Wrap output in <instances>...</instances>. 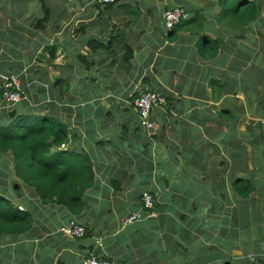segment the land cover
I'll return each mask as SVG.
<instances>
[{
  "label": "crops",
  "instance_id": "crops-1",
  "mask_svg": "<svg viewBox=\"0 0 264 264\" xmlns=\"http://www.w3.org/2000/svg\"><path fill=\"white\" fill-rule=\"evenodd\" d=\"M17 1L11 14L0 16V82L18 76L26 100L0 104V120L4 111L28 109L64 123L70 142L52 151L88 157L93 183L76 214L53 201L42 204L21 184L14 199L7 198L26 207L33 219L29 233L37 239L25 247L4 244L0 236V264H82L89 253L113 264L245 258L264 264V223L242 216L245 194L233 190V182L245 178L244 166L248 176L259 170L247 165L245 133L238 130L239 118L259 117L258 63L239 56L247 45L227 34L217 55L206 58L204 39L221 37V28L211 30L208 20L200 36L189 22L198 11L215 18L219 8L209 11L211 0ZM168 4L187 12L186 22L170 30L163 20ZM138 90L166 100L150 116L154 131L139 125ZM238 150L233 178L227 162ZM255 150L259 163L262 148ZM145 192L154 199L149 212L140 202ZM137 212L140 218L122 222ZM68 219L89 235L62 236ZM232 250L242 255L231 257Z\"/></svg>",
  "mask_w": 264,
  "mask_h": 264
},
{
  "label": "trees",
  "instance_id": "trees-1",
  "mask_svg": "<svg viewBox=\"0 0 264 264\" xmlns=\"http://www.w3.org/2000/svg\"><path fill=\"white\" fill-rule=\"evenodd\" d=\"M211 1L214 4L212 10L220 7V13L218 11L215 18L223 20L218 19L219 22H222L221 32L223 35L227 34L233 38H239L242 32L240 29L243 27L250 28V25L253 24L257 29L258 37L256 38L254 35L248 40L255 43L258 39V48H260V44L264 46V25L260 27L262 6L257 0ZM41 22H44V19L36 21L40 26ZM219 47L220 43L217 40L207 38L204 39L201 51L207 56L206 58H213L217 55ZM254 54L253 58L248 48L244 47L241 55L246 61L253 59L255 65L258 63L255 74L258 78H254L257 87L254 90L259 94V100L254 107V112L264 119V51L258 49L255 50ZM24 100H26L25 93L21 101L24 102ZM11 110L10 108L8 112ZM37 112L27 109L22 113L10 115L4 111L2 116L6 117L0 120V153L12 155L16 179L22 185L33 188V192L37 193L41 202H56L66 207L70 213L76 214L83 205L81 199L84 197L86 189L93 183L92 178H90L91 162H89L88 157L76 154H69L67 158H61L60 152L52 151L53 148L59 149L63 144L70 142L72 134L61 121L49 114H37ZM255 127L262 128L259 122L255 124ZM30 166L34 167L36 172H29ZM261 168L264 169V164L261 165ZM258 171L251 170L250 176H248L244 166L243 173L246 184L243 186L242 180H235L233 182L235 193H243L247 197L249 193L254 191L255 187L249 183V180L254 181V176L257 175ZM31 217L28 211L18 210L12 200L0 195V236L3 237L4 244L21 242L26 247L28 246L27 241L37 239L36 236L29 233V227H31L33 220ZM88 235V230H86L84 238ZM72 240H77V238ZM258 263H262V261L260 260ZM221 264L257 263L255 260L245 258L238 261L227 260Z\"/></svg>",
  "mask_w": 264,
  "mask_h": 264
},
{
  "label": "rangeland",
  "instance_id": "rangeland-1",
  "mask_svg": "<svg viewBox=\"0 0 264 264\" xmlns=\"http://www.w3.org/2000/svg\"><path fill=\"white\" fill-rule=\"evenodd\" d=\"M257 2H259L262 6V9L260 12V19L262 20V22L260 23V25H261L260 27H263V25H264L263 24V22H264V0H257ZM30 3H31V1L27 0V4H30ZM39 3H41V2L39 1ZM0 4H2V8L0 9V11H1L0 16L3 15L4 17H6V14L12 13V10L18 4V1L17 0H0ZM98 5H100V4H98ZM213 5L214 4L212 3V6L208 7L209 11H212ZM219 10H220V7H219ZM219 13H220V11H219ZM218 19L223 21L221 18H218ZM218 19L214 18L212 13L210 15V18L208 19V18H206L205 15H203L201 13V11H198L195 18H192L191 21H189V22L192 23V27L194 28L196 33L201 36L202 33L205 32L204 30L207 28L206 23L208 20L210 22V25H208V27H211V30L213 29V26L215 24L216 25L218 24V26H220V28L222 30V22H219ZM184 22H186V20H182L180 22V25H183ZM241 30H242V32H241L239 37L242 38V40H243L242 42H245V44L247 45V47H245V48L246 49L248 48L250 53L253 54V47H254V53H255V50H258V49H262V51H264L263 45L260 44V48H258L259 47L258 39L255 43H252L248 40L249 37L254 36V35L256 38L258 37L257 29L255 26H253V24L250 25V28L243 27L240 29V31ZM220 36L221 37H219V38H221V42H218V43L221 44L222 43V36H223L222 32H220ZM217 37H215L214 39L216 40ZM225 49H227V51H229L227 46H225ZM238 55L241 56V54H238ZM250 118H248V116L244 117V119L239 118L240 119L239 122H242V123L238 124V130H239V132L245 133V137L243 136L242 146H245V151H246L245 152V155H246L245 158L249 159L248 160L249 162L247 163V165L253 166V169L258 168L259 171H258L257 175L254 176V181H251L252 184L254 185L255 189H254V191L249 193V195L245 198V200H246L244 202L245 214L242 216H253L254 220H259L260 222L264 223V169L261 168V165L264 164V119L261 117H254L251 119ZM249 122H251V123L259 122L260 127H262V128L255 127L254 124H251ZM250 139H252L251 141L253 144L250 142ZM227 144L231 145L232 141L231 140L227 141ZM255 148H262V150L258 151L259 158H260L259 163L256 162L257 161V154H256ZM241 153H243V152L240 150H238L236 152H231L232 159L231 160L229 159L227 162V166H228L227 168L229 169L231 167L229 170L231 171L233 178H235L234 177L235 173L238 170L237 169L238 164L240 165V163H241L240 160H236L234 157L239 156V154H241ZM252 157H253V159H252ZM219 158L220 157H218V159ZM130 170H131V168H130ZM29 172H36V169L34 167L30 166ZM249 176H250V174H249ZM241 177L242 176H239L238 178H241ZM90 178H91V175H90ZM245 181H246V179L244 178L243 186H245ZM232 182L233 181H231V183ZM126 186H127V184H126ZM129 186L130 185L128 184V187ZM21 188H22V186L20 184V181H18L16 179L15 174H14L12 155H10L9 153H5L4 155H2L0 153V195H4L5 197H9L11 199H14L16 192H18V189L20 192ZM24 189L28 190L30 193H33V191H34L33 188H31L30 186H27V185L24 186ZM113 191H114V188H113ZM14 193H15V195H14ZM83 199L84 198L81 199L82 202H83ZM42 204H44V203H42ZM14 205L18 206L21 209L22 208L26 209L25 206H21V205L16 204V203ZM141 206H142V204H141ZM120 207H122V205H118L117 209H119ZM229 210H230V208H229ZM38 240H39V238H38ZM245 247H246V245H245ZM243 252H245L247 254L248 250H244ZM230 255H231V257H239L240 255H242V252L240 250H232L230 252ZM255 263L258 264V261H255Z\"/></svg>",
  "mask_w": 264,
  "mask_h": 264
},
{
  "label": "built area",
  "instance_id": "built-area-1",
  "mask_svg": "<svg viewBox=\"0 0 264 264\" xmlns=\"http://www.w3.org/2000/svg\"><path fill=\"white\" fill-rule=\"evenodd\" d=\"M100 5H111L116 0H95ZM187 19V12L181 6L167 10L163 14L165 28L170 30L178 25L182 20ZM21 81L15 75H9L3 78L0 84V104L14 106L22 100ZM164 96L153 91H139L134 100V110L138 118L139 125L147 130L154 131L155 124L151 121L152 112L165 105ZM142 208L145 211L152 209L154 199L149 193H143L140 197ZM19 208V207H18ZM21 209V208H19ZM140 217L139 213H132L124 223L128 224ZM60 233L69 238H81L85 235V227L75 219H68L67 222L59 229ZM82 264H112V262L103 259L94 253H90L83 259Z\"/></svg>",
  "mask_w": 264,
  "mask_h": 264
},
{
  "label": "clouds",
  "instance_id": "clouds-1",
  "mask_svg": "<svg viewBox=\"0 0 264 264\" xmlns=\"http://www.w3.org/2000/svg\"><path fill=\"white\" fill-rule=\"evenodd\" d=\"M16 76V75H15ZM18 77V76H17ZM19 78V77H18ZM19 80H20V78H19ZM21 81V80H20ZM1 82H2V80H1ZM1 82H0V84H1ZM21 86H22V83H21ZM139 91H143V90H138L137 91V93H136V95H135V97H134V100H135V98L137 97V94H138V92ZM154 92V91H153ZM22 93H23V90H22ZM22 97H24V93L22 94ZM23 99V98H22ZM134 100H133V103H134ZM21 102V101H20ZM3 104V103H2ZM18 104V103H17ZM3 105H5V104H3ZM6 106V105H5ZM7 107H11V106H7ZM64 146V144L61 146V148ZM21 184V183H20ZM19 191V190H18ZM141 197V196H140ZM152 198H153V196H152ZM17 208H18V206H16ZM143 209V208H142ZM18 210H20V211H24V209L22 208V209H19L18 208ZM151 210V209H150ZM149 210V211H150ZM143 211H145L144 209H143ZM149 211H145V212H149ZM137 213H139V212H137ZM140 214V213H139ZM131 215V214H130ZM129 216V215H128ZM128 216H126L125 218H123V220H122V222L124 223V219H126ZM140 216H141V214H140ZM140 218V217H139ZM77 221V220H76ZM126 224V223H125ZM62 227V226H61ZM60 232V231H59ZM85 232H86V230H85ZM64 236V235H63ZM66 237V236H65ZM77 239H81V238H77ZM90 254V253H89ZM88 254V255H89ZM95 254V253H94ZM88 255H86L85 256V258L88 256ZM96 255V254H95ZM98 256V255H97ZM102 258V257H101ZM84 259V258H83ZM105 259V258H104ZM107 260V259H106ZM83 261V260H82ZM109 261V260H108ZM111 262V261H110ZM113 264V263H112Z\"/></svg>",
  "mask_w": 264,
  "mask_h": 264
},
{
  "label": "water",
  "instance_id": "water-1",
  "mask_svg": "<svg viewBox=\"0 0 264 264\" xmlns=\"http://www.w3.org/2000/svg\"><path fill=\"white\" fill-rule=\"evenodd\" d=\"M211 5H212V3H211ZM175 7H176L175 4H168L167 9H168V10H171V9H173V8H175ZM216 40H217L218 42H221V39H220L219 37H217Z\"/></svg>",
  "mask_w": 264,
  "mask_h": 264
},
{
  "label": "bare ground",
  "instance_id": "bare-ground-1",
  "mask_svg": "<svg viewBox=\"0 0 264 264\" xmlns=\"http://www.w3.org/2000/svg\"><path fill=\"white\" fill-rule=\"evenodd\" d=\"M84 236V235H83ZM82 238V237H81Z\"/></svg>",
  "mask_w": 264,
  "mask_h": 264
}]
</instances>
